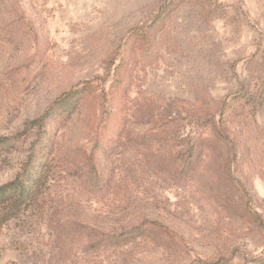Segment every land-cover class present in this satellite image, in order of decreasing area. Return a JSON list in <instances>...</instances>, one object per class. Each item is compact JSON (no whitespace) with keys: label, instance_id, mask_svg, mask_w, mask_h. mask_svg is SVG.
Wrapping results in <instances>:
<instances>
[{"label":"rangeland","instance_id":"rangeland-1","mask_svg":"<svg viewBox=\"0 0 264 264\" xmlns=\"http://www.w3.org/2000/svg\"><path fill=\"white\" fill-rule=\"evenodd\" d=\"M0 264H264V0H0Z\"/></svg>","mask_w":264,"mask_h":264},{"label":"trees","instance_id":"trees-1","mask_svg":"<svg viewBox=\"0 0 264 264\" xmlns=\"http://www.w3.org/2000/svg\"><path fill=\"white\" fill-rule=\"evenodd\" d=\"M24 189L22 188V184L20 182L10 183L2 188H0V200L9 199V197L13 194L19 193L20 197L22 196Z\"/></svg>","mask_w":264,"mask_h":264}]
</instances>
